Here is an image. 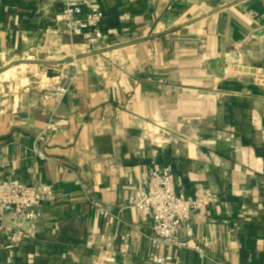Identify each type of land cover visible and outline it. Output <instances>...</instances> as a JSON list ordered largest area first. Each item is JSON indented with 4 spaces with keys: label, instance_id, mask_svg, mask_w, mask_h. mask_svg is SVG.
I'll list each match as a JSON object with an SVG mask.
<instances>
[{
    "label": "crops",
    "instance_id": "1",
    "mask_svg": "<svg viewBox=\"0 0 264 264\" xmlns=\"http://www.w3.org/2000/svg\"><path fill=\"white\" fill-rule=\"evenodd\" d=\"M61 9L0 6V72L18 69L0 89V182L56 191L0 264H149L153 219L131 198L154 163L218 199L181 229L188 248L163 251L171 264H264V0H92V51ZM58 75L73 78L59 105L35 79Z\"/></svg>",
    "mask_w": 264,
    "mask_h": 264
},
{
    "label": "built area",
    "instance_id": "2",
    "mask_svg": "<svg viewBox=\"0 0 264 264\" xmlns=\"http://www.w3.org/2000/svg\"><path fill=\"white\" fill-rule=\"evenodd\" d=\"M3 0H0V6ZM62 9L58 20L64 26L69 37H82L83 45L92 51L103 39L101 22L103 12L91 9L92 0H60ZM73 78L63 75L41 78L38 85L45 90V98L56 104L70 90ZM37 153L43 155L36 150ZM178 181L170 167L153 164L145 181L133 193L131 206L138 208L146 217L151 216L153 223L148 236L151 250L149 264H171L173 257L163 251L170 248H188V243L181 239V229L188 225L194 212L206 213L210 205L218 199L211 189L197 187L191 196L177 190ZM76 184L82 189L90 202L99 207L101 214L107 217L110 212L104 206L94 202L88 195L83 182ZM55 188L51 184L39 187L29 186L19 179L9 176L0 182V255L3 239L14 244L20 243L34 231L38 220V208L46 201L54 199ZM9 221V223H7ZM123 251L129 249L128 235H124ZM202 257H207L200 247L195 248Z\"/></svg>",
    "mask_w": 264,
    "mask_h": 264
},
{
    "label": "rangeland",
    "instance_id": "3",
    "mask_svg": "<svg viewBox=\"0 0 264 264\" xmlns=\"http://www.w3.org/2000/svg\"><path fill=\"white\" fill-rule=\"evenodd\" d=\"M11 67H14V66H10V67H8V68H6V69H4L3 71H1V72H3V73H1L0 74V76H2L3 75V78L0 80V89L2 88V87H4L5 86V90H7L8 88V86H10L11 84H12V82H13V80L14 79H16V71L18 70V69H13V68H11ZM9 68H11V69H9ZM8 69V70H7ZM6 70V71H5ZM5 71V72H4ZM8 76V77H7ZM36 79V81L38 82V81H40V79L41 78H39V77H37V78H35ZM39 83V82H38Z\"/></svg>",
    "mask_w": 264,
    "mask_h": 264
},
{
    "label": "bare ground",
    "instance_id": "4",
    "mask_svg": "<svg viewBox=\"0 0 264 264\" xmlns=\"http://www.w3.org/2000/svg\"><path fill=\"white\" fill-rule=\"evenodd\" d=\"M14 69V68H13ZM12 70V69H11ZM4 74V73H3ZM8 77V76H7ZM3 78V75L2 76H0V80Z\"/></svg>",
    "mask_w": 264,
    "mask_h": 264
}]
</instances>
